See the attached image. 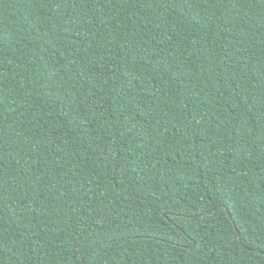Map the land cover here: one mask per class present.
Here are the masks:
<instances>
[{
  "label": "trees",
  "instance_id": "16d2710c",
  "mask_svg": "<svg viewBox=\"0 0 264 264\" xmlns=\"http://www.w3.org/2000/svg\"><path fill=\"white\" fill-rule=\"evenodd\" d=\"M0 264H264V0H0Z\"/></svg>",
  "mask_w": 264,
  "mask_h": 264
}]
</instances>
